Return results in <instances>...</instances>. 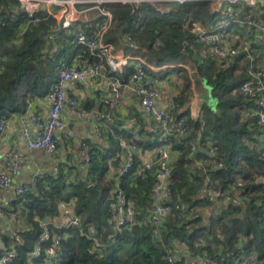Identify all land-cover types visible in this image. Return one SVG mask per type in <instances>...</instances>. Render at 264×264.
Returning a JSON list of instances; mask_svg holds the SVG:
<instances>
[{"label": "trees", "instance_id": "1", "mask_svg": "<svg viewBox=\"0 0 264 264\" xmlns=\"http://www.w3.org/2000/svg\"><path fill=\"white\" fill-rule=\"evenodd\" d=\"M18 7L19 0H0V114L24 113L30 100L45 96L58 81L57 64L51 62V58H70V47H67L69 52L66 57L58 53L47 54L45 51L47 39L52 36L50 31L58 26V20L47 7L40 8L32 16L19 11ZM172 7L163 11L154 3H140L137 15L124 31V36L137 46L143 56L151 60L159 61L161 57L170 56L178 62L183 55L189 56L199 75L207 79L212 87L217 102L215 108L207 102L202 105L206 126L200 136V122L191 117L188 118L190 130L187 134L169 136L172 149L179 152L178 159L173 162L169 187L197 211L187 221L176 211L169 215L163 231L164 241L177 250L186 246L194 254L206 252L211 256L219 255L222 263L244 252H254L263 258L264 207L258 203V199L264 198V183L260 180L264 163V134L263 126L258 123V115H254L256 101L240 91L241 84L248 79L245 61L240 55L229 66L223 67L216 59L209 58L206 48L199 43L194 25L209 24L217 17L211 11L209 1L192 0L176 3ZM107 8L115 17L111 29L114 38L108 40H119L117 31L132 13L133 5L113 3ZM245 32H242L241 37L252 42L258 54L257 65L264 66V39L255 32L244 35ZM58 36H66L73 42L76 40L74 35L67 33ZM254 37H258V40H254ZM84 52L90 56L87 48H84ZM149 69L147 71L158 80L169 74L177 75L182 89L176 99L182 104L192 86V78L184 63L159 71ZM133 70L131 65L126 67L122 78L129 80ZM86 107L89 108V105L86 104ZM174 115L189 117L190 113L185 111ZM114 129V134H108V149L97 150L93 155L86 180L79 177L78 180L67 182L62 176L58 178L48 172L50 188L45 189L40 185L30 192L29 200L23 201V209L28 212V222L22 232L23 240L17 245V255L9 264L27 262L42 235L41 223L35 217L55 218L60 215V204L70 198L71 191L78 196L77 213L85 223L100 227L104 239L109 241L107 234L112 229L107 218L111 215L110 197L114 186L111 167L112 162L121 164L123 150L118 137L127 135L117 125H114ZM140 132L139 148H154L156 142L150 144L152 132L144 135L143 128ZM198 139L203 148L209 144L218 147L216 157L223 161V167L211 174L216 188L230 193L232 199L235 198L232 188L239 180L243 182L239 192L244 200L231 203L208 218L202 214L203 207L213 205L202 198L206 175L188 168L191 163L190 144ZM201 155L200 151L197 156ZM155 174L156 167L146 170L137 161L130 173L123 177L127 197L136 209L133 229L125 228L116 242L107 246L102 254H91L88 252L89 242L80 236L78 229L70 228L67 230L68 238L62 241L61 261L54 264H172L164 259L163 245L153 236L149 223ZM90 183H95L100 190L95 200L91 199L88 190ZM168 202L173 204L174 200ZM61 231L51 226L49 236L42 242L43 250L36 258L38 263L46 261V264H51L54 261H48L45 249L51 244L52 236ZM5 239L9 244V236Z\"/></svg>", "mask_w": 264, "mask_h": 264}, {"label": "built area", "instance_id": "2", "mask_svg": "<svg viewBox=\"0 0 264 264\" xmlns=\"http://www.w3.org/2000/svg\"><path fill=\"white\" fill-rule=\"evenodd\" d=\"M192 0H19V8L32 16L40 8L46 6H60L66 8V21L64 33L74 35V48L84 47L89 50L90 56L85 61H78L76 57L56 59L51 62L57 64L58 81L52 85L45 95L48 103V113L45 115L36 105L35 100H30L26 111L20 117L22 135L26 145L31 149L42 150L48 154H55L58 150L59 140L57 132L64 128L62 112L71 108L87 117L91 111L82 106L81 100L72 95L69 86L73 82H85L97 80L103 77L106 86L99 96L100 105L106 107L100 111L99 123L95 134L98 137H107L115 133L114 125L127 133L120 136L119 146L123 150L122 163L116 172L113 171L114 186L110 197L111 215L107 223L112 229L107 234L109 241L104 239L100 227L85 223L82 216L77 213L76 205L78 196L72 191L68 200L63 201L65 210L55 218L35 219L41 223L42 235L36 244L35 249L29 254L27 262L23 264H46V261L37 262L42 252V242L49 236L51 226L62 230L59 234L52 236L51 244L45 249L49 260L54 259L51 264L61 261L62 241L68 238L67 230L76 228L81 237L89 242L88 252L91 254H102L110 244H114L125 228L133 229L136 224V209L130 203L126 190L123 186V177L128 175L136 162L141 149L138 140L141 135V126L138 121L124 120L116 123L118 107L125 99V91L133 95L141 107L149 123L154 126L150 128L156 146L152 148L151 160L142 164L146 170L156 167L153 205L149 216V223L152 225L153 236L163 245L165 250L164 259L172 264H222L219 255L211 256L206 252L192 255L181 254L173 245L164 241V227L167 217L176 211L179 216L187 221L196 213L197 209L190 203L183 200L179 193L173 192L169 187L172 174L173 162L178 158L173 157L172 145L169 143V136H184L190 130L188 118L200 122L198 136L205 129L206 121L204 111L196 103V96L191 95L187 99V107L190 110L189 117L186 115L175 116L171 108L162 106V91L159 87V80L152 73L147 71L146 64L141 61L135 63L130 55H120L115 51L113 43L108 40V33L113 28L115 17L108 9L113 3L139 5L144 2L172 6L176 3H184ZM210 2V9L217 14L215 20L209 24L196 23L194 31L198 41L203 45L208 57L216 59L221 66L227 67L236 58L242 55L245 61V73L248 77L240 86V91L257 103L254 115H258V123L263 126L264 134V66L257 65L258 54L252 47L251 41L241 37L242 32H255L264 39V0H207ZM81 7V8H80ZM164 7V6H163ZM71 9L89 12L95 10L105 19L92 25V19L84 22H76L74 17H69ZM165 11V10H163ZM239 42V43H238ZM133 64L134 70L129 80L122 78L126 67ZM97 114V113H96ZM10 126V115L0 114V135L6 132ZM69 135H74L72 130ZM83 149L82 162L88 168L96 151L87 139L81 141ZM103 151V150H102ZM190 171H201L206 175V184L202 198L210 203L217 204L221 200L228 199L230 193L222 191L213 185L211 174L214 170L223 167V161L216 157L218 147L209 144L203 148L198 140L190 144ZM201 156H197L199 153ZM264 155V154H263ZM9 156H12L10 153ZM9 170L0 174V264H9L17 255V245L22 242V232L28 222V212L23 209V201L29 200V194L40 185L50 188L51 181L48 179L46 169H37L32 172L27 183H16L15 177L19 171V159L14 155L8 162ZM55 177H63L64 181L73 180L72 172L64 167L61 162L55 161L52 167ZM264 183L263 173L260 177ZM95 184V183H90ZM243 185L241 180L232 188L235 193L234 201L242 202L244 196L240 195ZM71 190V189H68ZM173 199V204L168 201ZM18 203L17 207L14 205ZM258 203L264 207V198H259ZM60 219V221H58ZM188 228V226H186ZM104 230L106 231L105 227ZM103 230V231H104ZM104 231V232H105ZM9 236L10 243L5 239ZM179 249V246L177 247ZM48 264V262H47ZM226 264H264V257L259 258L254 252H244L241 255H233Z\"/></svg>", "mask_w": 264, "mask_h": 264}, {"label": "crops", "instance_id": "3", "mask_svg": "<svg viewBox=\"0 0 264 264\" xmlns=\"http://www.w3.org/2000/svg\"><path fill=\"white\" fill-rule=\"evenodd\" d=\"M46 7L53 13V15L58 20V23L61 17L64 14H67L66 8H62L60 6ZM19 9L20 8L18 7V10ZM69 17H74L76 22H84L92 19L91 23L93 26L105 19L104 16H102L100 13H97L95 10L83 12L81 9H71ZM56 28H58V26ZM117 35H119L118 31ZM107 37L114 38L111 33V29ZM118 39L119 40L111 41V43L114 45L115 51L118 54L132 56L135 63L143 61L146 64L147 69L150 68L154 71L165 69L167 66L160 63L156 59L151 60L148 56H143L139 52L138 48H136L137 46L129 41L126 35L122 38L119 35ZM67 47H70V58L75 56L76 60H80L82 62L88 58L85 52L83 53L84 47L74 48V42L71 39H67L66 36L60 38L58 34H52V36L47 39L45 51L47 54L58 53L62 55V57H66V54L69 52ZM185 56L187 55H183V58ZM186 61L187 64L184 63V67L188 69L189 75L192 78V86L188 90L187 96H185L182 104H180L176 99L182 89L177 75L169 74L162 79L159 78V87L162 91V106L165 108H171L172 110L174 109L175 114H181L185 111L190 113V110H188L187 107V99L191 95L196 96V103L202 107L205 101L201 95V91L208 90L203 84V78L199 75L197 67L192 63V59H187ZM177 64L183 65L181 61H178L172 65L174 66ZM131 66H133V64H131ZM105 86L106 80L103 77H100L97 80L73 82L70 84V93L81 100L82 106L91 111V113L85 117L79 112L72 111L71 108H67L62 112L64 128L57 132L59 146L55 154H48L42 150L29 148L23 138L22 127L20 124V117L23 113L11 114L9 129L0 135V174L9 170L8 162L12 160L14 155H17L19 159V171L15 177L16 183H27L29 175L37 169H46L48 172L52 173V167L55 161L61 162L64 167L68 168L72 172L74 180H78L79 177L83 178V180H86L88 178V168L82 162L83 149L81 147V141L87 139L95 151L106 150L109 147L108 136L98 137L95 134L96 127L100 122L98 113L106 109V107L100 105L99 103V96L102 94ZM125 94L126 96L124 101L118 107L115 122L118 123L124 120L138 121L140 123L141 129L143 128V134L147 135L149 132H151L150 128H152L154 125L148 122L146 116L144 115L141 107L133 95L126 91ZM34 100L36 102L37 108L47 115L49 103L46 97H38ZM86 104L89 105V108L86 107ZM69 130H72L74 135H69ZM151 143H154L153 139L150 141V144ZM151 151V148L143 147L141 149V152L138 156V163L141 166L145 162H149L151 160ZM173 152V157L178 158L179 152L175 150H173ZM10 153L12 156H9ZM120 165L119 162L116 164H113L112 162L111 172H116V169H118ZM199 198H201V194ZM231 203H236V201L231 199V197L221 200L217 204H213L209 207H203L202 214L204 218H208L210 215L217 214L220 210L226 209ZM60 210L63 211L65 208L60 205ZM58 221H60V219H58ZM179 251L180 253L182 252L189 257L194 255V253L191 252L186 246H182L181 250ZM226 263L227 261L222 264Z\"/></svg>", "mask_w": 264, "mask_h": 264}, {"label": "water", "instance_id": "4", "mask_svg": "<svg viewBox=\"0 0 264 264\" xmlns=\"http://www.w3.org/2000/svg\"><path fill=\"white\" fill-rule=\"evenodd\" d=\"M19 11H22V9H19ZM137 12H138V5L137 4H133L132 13L129 14V16L127 17L125 24L118 29V34L120 35L121 38L124 36V31L127 30L130 27L131 21L137 15ZM65 21H66V14H64L61 17V19L59 20L58 28L50 31V33L51 34H61V33H63L64 32ZM203 84L205 85L206 88L209 89V92L211 94L209 105L212 108H215L217 100L213 97L212 87L208 84V81L205 78H203ZM88 190H89V193H90V196H91L92 200H95L100 195V190L94 184L88 185Z\"/></svg>", "mask_w": 264, "mask_h": 264}, {"label": "rangeland", "instance_id": "5", "mask_svg": "<svg viewBox=\"0 0 264 264\" xmlns=\"http://www.w3.org/2000/svg\"><path fill=\"white\" fill-rule=\"evenodd\" d=\"M156 6H158L160 9H162V10H165V11H167V10H169V9H172L173 7L172 6H175V5H172V6H166V5H161V4H155ZM164 6V7H163ZM244 35H249L247 32H245L244 33ZM254 40H258V37H254L253 38ZM183 58V57H182ZM182 58L180 59V60H178V61H181L182 63H185V64H187V59H189V60H191L189 57H187V56H185L184 58H183V60H182ZM159 62H161L162 64H164V65H167L165 68H168V67H170V66H173L172 64H174V63H177L176 62V60H174L172 57H170V56H166V57H161V59H159ZM189 62V61H188ZM193 63V62H192ZM194 64V63H193ZM195 65V64H194ZM193 67V66H192ZM208 89V88H207ZM209 90V89H208ZM208 90H202L201 91V95H202V97H203V99H204V103H208L209 104V101H210V97H211V94H210V92L208 91ZM203 103V104H204ZM210 106V105H209ZM264 145V144H263ZM262 148H263V146H262Z\"/></svg>", "mask_w": 264, "mask_h": 264}]
</instances>
